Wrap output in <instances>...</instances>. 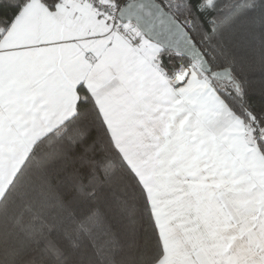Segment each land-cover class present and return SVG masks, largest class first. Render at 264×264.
<instances>
[{
  "label": "snow or ice",
  "instance_id": "obj_1",
  "mask_svg": "<svg viewBox=\"0 0 264 264\" xmlns=\"http://www.w3.org/2000/svg\"><path fill=\"white\" fill-rule=\"evenodd\" d=\"M52 136L130 264H264V0H0V176Z\"/></svg>",
  "mask_w": 264,
  "mask_h": 264
},
{
  "label": "trees",
  "instance_id": "obj_2",
  "mask_svg": "<svg viewBox=\"0 0 264 264\" xmlns=\"http://www.w3.org/2000/svg\"><path fill=\"white\" fill-rule=\"evenodd\" d=\"M75 152L49 137L14 177L0 199V264H130L135 253L108 182L98 179L90 197L77 179ZM109 155L111 169L125 171Z\"/></svg>",
  "mask_w": 264,
  "mask_h": 264
},
{
  "label": "crops",
  "instance_id": "obj_3",
  "mask_svg": "<svg viewBox=\"0 0 264 264\" xmlns=\"http://www.w3.org/2000/svg\"><path fill=\"white\" fill-rule=\"evenodd\" d=\"M14 177V174L11 172H5L3 176H0V197L4 195Z\"/></svg>",
  "mask_w": 264,
  "mask_h": 264
}]
</instances>
